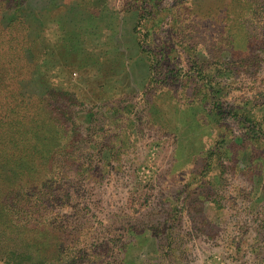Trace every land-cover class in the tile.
Masks as SVG:
<instances>
[{
	"label": "rangeland",
	"instance_id": "rangeland-1",
	"mask_svg": "<svg viewBox=\"0 0 264 264\" xmlns=\"http://www.w3.org/2000/svg\"><path fill=\"white\" fill-rule=\"evenodd\" d=\"M17 121L0 264H264V0H0Z\"/></svg>",
	"mask_w": 264,
	"mask_h": 264
},
{
	"label": "trees",
	"instance_id": "trees-1",
	"mask_svg": "<svg viewBox=\"0 0 264 264\" xmlns=\"http://www.w3.org/2000/svg\"><path fill=\"white\" fill-rule=\"evenodd\" d=\"M19 122H20V121H17V123L14 122V124L9 128V129H11V132H15V133H17V131L20 130V131H19V134H16V135H15V136H18V137L11 136L10 134H9L8 137H6L7 135L4 134V133H2V134L0 135V145H1V144H2V145H7V144H9L10 142H11L12 144L15 143V144L19 145L20 143L23 142L25 136H27V138H29V136L26 135V134L28 133V131H27V128H28V127H26V126H24V125H21ZM36 127H39V124H38V123H36ZM32 129H34V128H32ZM34 130H35V129H34ZM4 135H6V136H5L6 138H4ZM30 138H31V137H30ZM27 156H28V153H24V157H27Z\"/></svg>",
	"mask_w": 264,
	"mask_h": 264
}]
</instances>
